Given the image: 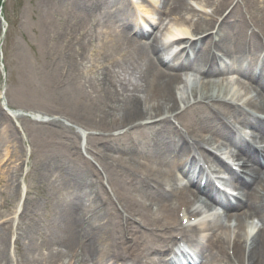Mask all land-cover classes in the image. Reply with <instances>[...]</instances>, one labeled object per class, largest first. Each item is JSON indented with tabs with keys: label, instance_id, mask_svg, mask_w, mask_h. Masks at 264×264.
<instances>
[{
	"label": "bare ground",
	"instance_id": "obj_1",
	"mask_svg": "<svg viewBox=\"0 0 264 264\" xmlns=\"http://www.w3.org/2000/svg\"><path fill=\"white\" fill-rule=\"evenodd\" d=\"M102 1L105 3H113L123 0ZM194 1H196V4H198L197 2H201L200 5L209 8L210 12H207L206 14H196L192 10V5H189L185 0H160L158 6L154 7L156 11L155 20L161 22L163 25L164 20L167 17H171L167 20L168 22L172 21V23L169 25V28L164 29L165 31L161 35V38L155 33L159 31V27H152L155 28L153 30L155 32L148 36H145L144 32L139 28L137 34L140 35L141 39L149 40L147 47H145L140 38L138 40L132 39L125 35L126 33L118 34L117 37L113 36V38H107L108 35L101 37V33H99L100 39L108 41V53L104 52L103 54V57L106 59V67H104L105 71L103 72L105 75L102 76L101 80L99 78L96 81L95 78V83L87 82L89 88L86 87L85 82L82 83L80 81L81 76L77 72L79 71L78 68L83 65L81 61L85 60L87 53L86 47L81 44L82 38H77L76 27L70 25L68 21H65L64 28L55 33L56 40L60 43V47L56 52L57 56L54 54V71L59 85L63 86L65 85L64 83L68 82V87L64 90L68 93L71 91V95L74 99V107L69 112L66 111L65 114H68L77 120L79 119L86 122L82 123L78 120L80 122L79 124H85L86 126L97 123L103 130V133H106L107 129L111 126H116L118 129L129 125L132 126V129L135 130L136 134H138V138L142 142V145L137 147L136 152L133 147L127 146L128 139L122 137L118 130L117 133L112 134L114 138L107 144L100 141V147H103L105 150L116 151L119 155L120 153L129 152V156H131V164L129 165L128 163H125V165L129 166L127 168L128 172L131 176H134V180L137 181L138 179L139 182H145L147 179L143 173H149L151 176L150 181L153 182L154 185L162 182L164 183L159 185V191H154L146 185L147 189L141 193L140 201L138 203L135 197L125 195L128 187L120 184V178L115 169H110L108 171L112 186L118 193L119 202L124 201L127 205L137 203L140 209V215L145 219L149 216L148 211L150 206H154L158 209L155 219L162 220L164 225H169L171 227H174L175 222H177V217L175 216V208H177V205L179 203L186 204L187 210L191 214L196 215V209L191 206L199 199L196 198V195H193L190 191L186 190L180 189V191H176L174 189L171 195L161 191L162 186L173 185V177L171 175L172 165H170V169H168L165 174L161 173V170L159 172L157 169L148 172L145 171L148 168L147 164L140 163V159L154 162L163 156L161 150L157 148V145L153 146V149L149 148V141L162 139L161 146L165 152L169 155L176 153L184 156L186 154L185 144L180 139L178 130L172 123L177 120H182L186 134L192 135L195 140H198L197 136L199 131L203 132L205 130H210L214 137V146L217 149L221 146L220 139L225 141V145H234L237 150L233 155V161H239L240 167L245 171L247 177L250 178L249 183H241L246 189L247 196L243 201H236L230 208H225L224 212L220 215L206 218L205 221L201 222L202 227H200L199 230L194 228L193 235L197 234L205 237L208 231H212L213 233L208 237V242L206 244L195 241L194 239L192 240L190 253L192 262H190V264H220V262H224L223 260L226 259V250L228 249L230 242L228 234V226L231 222L230 218H234L231 248L236 257L235 259L237 263L240 264L241 262L242 244L245 239L249 238L250 243L247 252V264H264V154H258L263 152H256L248 146L238 145L234 136L222 122L221 115L232 114L235 116L237 113L235 108L226 105L219 99L220 97L226 96L224 87L226 85H223V79H219V76L225 73L228 70V67L223 66L218 68L216 67V62L211 59L206 74H203L201 70H198L203 59V49L208 45L210 40V37L208 38V36L191 44L194 54L193 60L186 58L187 60L185 62H178V56L182 51L174 53L170 58L167 57L166 49L167 46H170V42L166 43V41L169 38L172 39L176 37L177 34L189 37L191 36V32H193L192 34L197 35L210 30L215 21L214 16H220L221 12L224 10H222V6L224 3H227L225 2L226 0ZM257 1H255L254 6L257 4ZM75 8L76 4H71L68 8V12L71 13V10ZM232 10L228 12L225 18L231 16L236 19L235 23L228 19H224L223 21L231 26H233V24L236 26L235 44L227 43V38L225 37V34L222 33L221 26L216 35L215 44L216 47L221 48L225 54H232L231 56L234 58V55L238 54V52L244 47L245 38L242 36V33L247 27L245 20L241 17V13ZM257 11V19L258 22L261 23L258 27L263 28L264 30V8L260 3ZM113 12L115 15H120L119 13H121L115 8ZM80 15L87 18V14L84 12H80ZM127 18L126 14L122 13L121 18L118 19L125 20ZM223 21L221 22V25L223 24ZM183 23H190V33L185 27H183ZM53 34L54 33H51L50 38L54 37ZM1 37L0 34V39ZM253 49L254 52L261 49L260 40L259 38H256L255 35H253ZM234 59L236 60V63L231 69H236L241 76L246 77V70L237 67L239 59ZM65 64L68 65V69L66 71H61L59 75L58 70L65 66ZM191 64V70H193L199 78L197 81L192 79L190 85L185 82L186 74H182V76L180 71L183 68L190 71L189 67ZM91 67L94 68L95 65L91 64ZM126 69L130 70L128 71V74H134V77H131V80L129 78L124 80V77L120 75L121 72L127 75L125 71ZM89 70H91V68ZM72 82H76L73 87L70 84ZM100 84L103 86V91L101 93L96 90L100 87ZM252 84L254 85L253 88L260 90L258 91L256 98L250 100L247 104H252L254 110H264V85L256 79L253 80ZM241 88L244 90L248 89L245 86ZM232 96L241 99L239 92L237 94L234 92L231 95V99H233ZM211 99L214 100V103L217 106L215 109H217V111L210 108L209 102ZM136 104L138 105L136 106ZM81 111H84L85 114H79ZM97 111H100L102 114L98 115V119H93L96 117L95 114ZM80 116L84 118L82 119ZM157 116L160 118L158 119V122H154L153 120L156 119ZM189 123L195 125L196 129L190 130L188 126ZM247 124L250 125V127L261 130L260 137L257 138L255 136L253 139H258V141H256L258 144H264V123L251 118L247 121ZM54 130L55 129H53V131ZM13 131H15V128L11 122H9L6 115L0 110V146L7 145V147L12 148V151L14 152L12 154H16L15 157H17L18 152L15 145L18 143V140L16 132ZM123 131L124 130H121V133ZM68 135H70L68 142L74 149L73 156L76 160L71 163L69 161L65 168L68 164H71L67 173L77 187V199L90 197L96 204L105 207L102 208V210H106L107 213L111 214L105 206H112L114 203V199L111 196L109 198L107 194L109 191L103 186L96 187L91 183V173L93 175L102 174L99 169L100 166L96 165L92 160L86 158L82 154L81 148L78 144V140L82 137V134H80L81 136H79V138L74 132H69ZM59 136L62 137V134ZM98 138L99 135H96L95 137H90L88 135L85 138V141L97 140ZM121 139H124L125 141L124 144L121 143L120 148L116 144L120 142ZM167 140H169L170 146H168L166 142ZM10 141L14 142V144H11ZM89 150L90 155H88L93 157L97 154V158L95 157L94 160L98 163L100 161L102 166L106 167L105 162L107 156L102 157L92 149ZM5 161H8V159ZM119 162H125V159L120 157ZM174 164L179 165L182 172L187 171L188 169L186 168L189 167L188 164L181 161L180 157L176 158ZM19 171L20 166H18L15 176H5L3 187L7 195L11 194L12 187L13 195L15 194ZM78 171L82 172L79 173ZM103 174L107 175V173ZM101 176L103 177V175ZM208 189L209 188L204 186L201 191H203L202 194L206 196V199L203 200L204 206L210 209L211 203L207 196H211L209 195L210 193ZM47 195L49 197L53 196V188H50V192ZM247 197H250L249 201L247 200ZM25 200L26 199H24L25 206L20 214H18V218L21 220V235H25L26 239V244L25 239H23L25 249L21 253V257L25 261L24 264H63L66 259L64 256L69 257V259H66L67 264H69V261L76 256H79V259L75 261V264H108V257H111L109 256V252L111 249H117L116 243L109 238V231L112 232L111 228L114 226L111 222L108 223L107 221H103L104 218L94 217L90 219L87 224L80 223V215L78 212L83 209H81V206L77 204L76 201L69 199L71 203L69 208L58 211L59 216L62 215L64 217V222H68L67 231L64 232L60 229L55 231L53 227H45L41 237L40 230L36 226H29L28 221L30 219H33L34 221V216L28 213L29 206L28 203L25 204ZM148 204L150 205L147 208L146 213V207ZM174 204L175 208H173ZM3 206L5 207V203L0 202V207ZM84 211L85 210H83V212ZM125 211L130 212L126 207L122 210L116 211L121 222L118 226L119 229L126 228L122 216ZM88 213L89 212L87 211L82 216L84 217ZM1 218L2 213H0V220ZM252 218L257 220L263 228L260 229L256 224H253L248 220ZM223 220L226 222L223 223ZM2 223L3 222L0 221V225H2ZM33 225H35V222ZM247 227L253 228V233L249 234ZM0 231V264H3L10 260V256L7 251V236L3 233L1 227ZM144 232L145 235L149 233L147 230H144ZM53 233L55 235H53ZM139 233L140 236L144 234L141 230H139ZM131 236L134 237L133 235ZM183 236L184 234L182 237ZM40 238L42 245L52 244L60 247L56 250L54 256L45 255V258L39 260L40 242L37 241ZM71 240L75 243L70 242ZM130 241L131 239L126 240L123 244L127 245ZM133 241L136 246V238H134ZM64 247L72 249L76 253L61 249ZM33 248L36 250H33ZM220 250H223V253H225V258L219 254ZM226 262L231 263L229 258ZM146 264H158V262L152 261L146 262Z\"/></svg>",
	"mask_w": 264,
	"mask_h": 264
},
{
	"label": "rangeland",
	"instance_id": "obj_2",
	"mask_svg": "<svg viewBox=\"0 0 264 264\" xmlns=\"http://www.w3.org/2000/svg\"><path fill=\"white\" fill-rule=\"evenodd\" d=\"M154 1L157 5L158 0ZM191 2L194 1L189 0L188 3ZM67 3L68 0H0V20L6 24L0 53V91L4 90L0 97V107L3 108L2 103H4L15 110L16 117L13 114L10 116L18 140L15 145L18 152L17 157H15L16 154H12L14 153L12 148L7 145L0 147V202L5 203V207H0V213L5 211V213H9L13 206V187L11 194L7 195L3 187V180L5 176H15L23 152L28 156L21 167L23 176L19 180L26 183L27 187L29 185L32 187V196L36 198L39 195V190L36 187L38 183L34 181L30 184L28 178L39 176L45 168L56 170L61 168L62 162L67 163L64 157L67 149L59 143V135L63 131L61 125L66 127L72 123L81 132L82 129L90 132V127H96L91 124L88 126L79 124L77 119L65 114L66 111L69 112L74 107V99L71 91L68 93L64 90L68 87V82L66 85L60 86L54 71L53 57L59 50L60 43L48 36L54 33V29L55 32L58 31L56 29L59 28L60 21L63 20L61 11L66 8ZM168 18L171 17L164 20L158 33L155 32L156 35L158 34L157 36L161 37L164 29L169 28L172 21L168 22ZM183 27L191 31L190 23H183ZM91 45L95 47L93 41H91ZM92 53L94 52L91 50L87 52L91 62H93ZM89 64L91 65V63ZM87 65L85 64V69L81 68L78 74L81 76L80 81L85 82L86 87L89 88L87 82L92 80L93 72L98 67L88 71L87 68H91V66L87 67ZM62 68L58 70L59 75L63 71ZM125 71L127 75L123 72L121 74L119 72V74L124 77V80H127L126 78L131 80L134 74H128L129 69ZM75 83L72 82L71 86L73 87ZM3 113L5 112L3 111ZM38 114L43 115L42 117L45 116L48 123L33 121L35 115ZM79 114L85 113L81 111ZM101 114L100 111H97L96 117L93 119H98V115ZM80 118L84 117L80 116ZM53 129L55 130L53 131ZM55 140L57 143H49ZM10 143L14 144L12 141ZM10 156L12 157L9 159ZM3 158L8 161H3Z\"/></svg>",
	"mask_w": 264,
	"mask_h": 264
}]
</instances>
